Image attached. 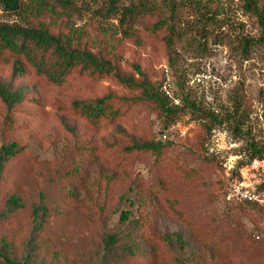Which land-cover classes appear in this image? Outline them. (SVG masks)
Returning a JSON list of instances; mask_svg holds the SVG:
<instances>
[{
	"label": "rangeland",
	"instance_id": "374dc122",
	"mask_svg": "<svg viewBox=\"0 0 264 264\" xmlns=\"http://www.w3.org/2000/svg\"><path fill=\"white\" fill-rule=\"evenodd\" d=\"M179 1V39L171 50L147 33L150 19L121 24L131 0L118 1L110 13L109 0H74L69 18L127 75L137 78L139 65L165 91L178 108L169 126L154 104L138 99L139 91L110 79L70 80L56 89L33 74L12 79L8 66L0 65V82L27 93L29 114L24 129L15 132H4L0 120V197L11 189L18 198L16 205L2 203L0 236L28 241L30 209L62 194L56 174L73 171L77 147H92L97 155L83 167V184L75 185L74 214L50 219L46 235L58 257L52 260V246L43 247L44 264H142L129 250L120 262L105 253L107 237L126 228L120 219L126 210L140 220L137 241L146 248L145 238L156 242L158 234H182L184 247H166L171 258L196 253L200 264H264V48L254 44L244 53L240 42L259 37L258 22L244 0ZM35 2L21 0L20 13ZM20 13L0 8V22L23 25ZM107 93L116 96L121 117L96 128L56 106ZM134 141L170 144L159 154L128 150ZM5 143L17 144L7 162ZM145 216L154 228L143 225Z\"/></svg>",
	"mask_w": 264,
	"mask_h": 264
},
{
	"label": "trees",
	"instance_id": "16d2710c",
	"mask_svg": "<svg viewBox=\"0 0 264 264\" xmlns=\"http://www.w3.org/2000/svg\"><path fill=\"white\" fill-rule=\"evenodd\" d=\"M37 1L35 5L29 4L20 13L21 0H0V8L3 10L24 15L23 25L0 22V65L8 66L12 79L21 80L33 74L45 86L56 89H63L70 80H88L95 83L110 79L132 92L139 91L138 99L154 104L165 126L174 122L178 108L171 104L165 91L155 88L153 81L139 65H135L139 75L137 78L134 75H127L114 55L105 53V48L95 43L89 44L91 33L86 28L76 29L71 25L69 18L73 12L74 0ZM118 1L120 0H109L106 13L116 12ZM178 2L180 1L131 0V3L121 11L119 20L122 25L128 26L131 19H150L147 33L160 39L165 48L171 50L173 42L179 39L175 18ZM244 2L247 10L256 17L260 29L258 38L240 41L242 51L246 53L254 44H260L264 48V0ZM46 16L47 18L49 16V21L42 20ZM115 100L116 96L113 93H107L89 99H73L67 104L56 106L61 112L85 121L89 128H96L104 122L113 123L121 117ZM27 102V93L23 87L13 89L10 84L0 82V120L3 122L4 132L24 129L25 118L29 115L25 110ZM34 102H37V99H34ZM169 144L160 141H134L128 150L161 154ZM250 146L255 154L260 152L255 144L252 143ZM16 147V143L2 145L1 152L4 157L6 156V160L3 157L5 162L15 156ZM77 150L73 171H59L56 174L63 180L62 194L52 199L50 203L45 202L30 209L32 225L29 240L24 242L13 237L0 236V264H44L40 251L47 246H52V260L57 259L58 253L53 248V242L46 235L50 219L74 214L73 209L79 203L75 185L79 187L83 184L86 177L83 167L89 168L91 161L97 156L94 149L86 145L77 147ZM15 193L16 191L10 189L4 198L0 197V212L4 200L7 204H17L18 198ZM144 218L143 225L155 227L148 216ZM120 219L126 223V228L105 240V253L115 262L122 260V254L126 250L140 257L142 264L202 262L200 255L196 253L181 260L170 257L166 247L173 248L175 242L182 247L185 246L186 241L182 234L168 232L158 234L156 242L145 238L150 244V248H146L137 241L142 235L139 233L140 220L132 218L129 210L122 211Z\"/></svg>",
	"mask_w": 264,
	"mask_h": 264
},
{
	"label": "built area",
	"instance_id": "2783aa9c",
	"mask_svg": "<svg viewBox=\"0 0 264 264\" xmlns=\"http://www.w3.org/2000/svg\"><path fill=\"white\" fill-rule=\"evenodd\" d=\"M247 196H249L250 199L253 198L251 195H247Z\"/></svg>",
	"mask_w": 264,
	"mask_h": 264
}]
</instances>
